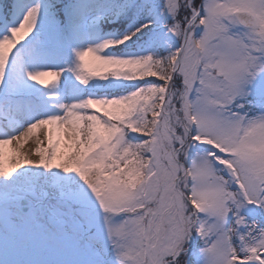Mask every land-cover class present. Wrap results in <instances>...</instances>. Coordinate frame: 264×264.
<instances>
[{
  "label": "snow or ice",
  "instance_id": "obj_1",
  "mask_svg": "<svg viewBox=\"0 0 264 264\" xmlns=\"http://www.w3.org/2000/svg\"><path fill=\"white\" fill-rule=\"evenodd\" d=\"M0 264H264V0H0Z\"/></svg>",
  "mask_w": 264,
  "mask_h": 264
}]
</instances>
